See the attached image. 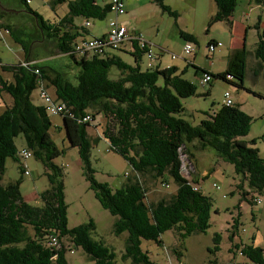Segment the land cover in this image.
<instances>
[{
    "label": "trees",
    "instance_id": "obj_1",
    "mask_svg": "<svg viewBox=\"0 0 264 264\" xmlns=\"http://www.w3.org/2000/svg\"><path fill=\"white\" fill-rule=\"evenodd\" d=\"M19 1L33 15L46 41L54 43L58 52L67 55L77 66V72L71 67L66 74L30 59L25 60L28 65H21V60L16 64L0 65L2 71L11 76L7 79L0 75V99L3 93L11 97L10 104H6L0 113V179L8 157L19 161L15 139L22 135L23 148L31 151L32 156L42 163L49 182V187L38 195L40 206L25 200L19 180L0 183V264H70L66 252L72 250L71 246L81 248L94 264H116L114 250L92 236L96 228L92 219L71 228L67 225L62 171L54 162L62 150L51 138L52 121L45 105L32 100L33 91L41 87L64 106L59 115L62 116L66 138L77 148L83 175L95 198L116 217L113 232L127 234L121 256L123 260L130 259L132 264H158L143 250L142 240L162 245L161 234L167 230H174L180 238H185L209 228L211 198L196 185L197 178L189 180L182 174L183 169L193 165L187 163L184 167L181 153L188 152L189 157H194L189 144L195 140L200 143L201 150L211 147L220 158L233 165L240 178L236 184L240 201L252 203L251 191L263 192L264 157L259 155L257 148L240 138L249 131L250 115L234 103H223L210 113L204 112L205 118L196 125L177 117L176 114L183 111L180 99L194 95L196 86L184 78V70L179 72L176 66L142 68L143 54L147 56L151 51L146 40L144 46L133 38L117 47L104 45L101 52L77 47L80 41L86 40L81 31L86 28L76 25L73 19H104L111 12L109 2L52 0L53 6L66 4L67 13L56 22L47 23L28 3ZM236 1L214 0L217 10L211 22L222 21L230 25ZM254 1L264 4V0ZM154 2L162 10L174 14L163 0ZM105 33L93 38H103ZM180 34L186 39H194L191 34L182 31ZM19 42L22 43L21 39ZM212 42L217 41L211 40L208 45ZM126 44L130 46L128 52L134 58V65L109 52L108 48L126 52ZM23 47L27 49L24 44ZM153 55L154 60V52ZM253 55L264 64V29L258 33ZM176 56L172 55V58ZM246 61L245 48L234 49L228 56L226 70L214 76L243 87ZM228 74L232 76L231 80L227 79ZM89 109H95V113H89ZM86 115L90 119H85ZM97 117L105 119V126L102 132L91 135L89 127L101 123L92 125ZM101 137L134 172L114 190L106 182L96 180L90 166V148ZM20 171L23 173L22 166ZM145 177L156 179L163 185H168L170 178L176 189L168 197L146 201ZM238 225L239 218L236 217L232 228L236 230ZM220 237L219 233L215 234L214 251L219 249ZM234 247L252 264L264 263L263 249L259 246L235 244ZM175 252L178 257L182 255L178 248Z\"/></svg>",
    "mask_w": 264,
    "mask_h": 264
},
{
    "label": "rangeland",
    "instance_id": "obj_2",
    "mask_svg": "<svg viewBox=\"0 0 264 264\" xmlns=\"http://www.w3.org/2000/svg\"><path fill=\"white\" fill-rule=\"evenodd\" d=\"M0 1L2 7L6 8L1 11L3 19L20 30L22 43L28 48V54L36 58L41 65L50 66L66 74L73 67L75 73L77 72V66L72 60L65 54L58 55L54 43L46 41L37 32L33 16L26 12L25 5L19 0ZM98 1L104 3L108 0ZM163 4L167 5L174 14L162 10L154 0L141 2L128 0L125 13L119 16L118 20L125 23L129 31L141 34L142 38L151 45L156 56L154 60H149L146 54H143L141 67L179 64V72L184 70L183 77L195 84L196 91L194 95L180 99L183 111L176 116L188 120L192 125L198 124L202 118H205L204 112L210 113L223 104L224 92H230L234 104L252 117L248 133L240 138L249 146L257 148L259 155L264 157V64L256 60L253 55L258 33L264 29V4H258L254 0H237L230 16V25L222 21L211 22L217 10L214 0H163ZM29 7L49 21H57L67 13L66 4L52 7V0H30ZM112 16L108 13L104 19L90 18L89 25L85 26L86 30L81 31L89 37L101 35L106 31ZM76 18L77 24L83 21L82 17ZM180 31L193 35L194 39L184 38ZM211 40L222 42V46L213 54L209 53L207 47ZM22 43L14 41L11 37H7L6 40L0 37L2 64H16L21 59L26 53ZM185 44L191 45V51L184 50ZM241 48L247 51L243 87L214 76L226 70L228 56L233 49ZM108 49L125 62L135 64L129 52ZM172 55L177 56L172 58ZM256 61L262 65V68L253 71ZM0 71L3 77L11 78L8 72ZM204 71L211 74L212 80L203 85L200 79ZM32 97L33 102L43 103L38 97V90L33 91ZM10 102L11 97L3 93L0 99V113ZM94 110L89 109L88 112L93 114ZM48 114L52 121L49 130L51 138L62 150L54 158V162L62 171L68 227L92 219L96 226L92 236L102 240L114 250L116 264H132L130 259L123 260L121 257L125 250L127 234L123 232L116 235L113 232L116 217L99 204L94 192L89 188V183L83 175L77 148L71 146L66 138L62 116ZM98 122L101 123L97 127H89L91 135H97L98 131L102 132L105 119L97 117L92 125ZM15 144L19 151L23 149L25 144L22 135L15 139ZM189 149L194 157H189L188 152H182L181 158L184 167L187 163L193 165L187 167L191 175H188L184 169L182 174L189 180L197 178L196 185L211 198L210 226L205 232L192 233L185 238H180L174 230H167L161 234L162 245L154 241L142 240L143 250L147 251L150 259L158 264H249L250 260L234 247L235 244L259 246L263 249L264 257V190L262 193L251 191L249 198L252 203L249 200L240 201V193L236 188L240 178L235 173L233 165L220 158L211 147L201 150L197 140L189 144ZM89 159L95 179L106 182L113 190L119 188L126 181L127 176L134 175L129 163L119 153L110 150L107 141L102 137L90 148ZM24 164L27 173L20 171V166L23 168ZM45 171V167L34 156L26 160L19 156V161L8 157L0 183L19 180L20 191L25 200L40 206L38 195L49 187ZM145 180L146 201L149 202L168 197L176 189V184L170 178L168 185H163L149 177H145ZM257 200L259 202L256 203ZM236 217L239 218V225L235 230L232 225ZM216 233L221 237L219 249L214 251ZM64 243L69 244L67 240ZM71 247L72 250L66 252V259L70 264H94L81 248ZM175 248L182 251L180 257L175 252Z\"/></svg>",
    "mask_w": 264,
    "mask_h": 264
},
{
    "label": "built area",
    "instance_id": "obj_3",
    "mask_svg": "<svg viewBox=\"0 0 264 264\" xmlns=\"http://www.w3.org/2000/svg\"><path fill=\"white\" fill-rule=\"evenodd\" d=\"M26 3H29L30 0H24ZM124 1L125 0H109V10L115 14V16H118L124 12ZM140 1V0H136ZM86 25L89 24L88 21L85 22ZM137 39L139 41L140 46L145 45V40L141 37V35L136 34V33H130L128 29L126 28V25L119 22L116 18L112 19L109 21L107 30L105 33V36L103 38H92V39H86L82 40L77 44V47L79 49L81 48H87L94 50L96 52H101L102 47L104 45H111L113 47H117L120 43L127 39ZM222 43L217 41V42H212L208 47L209 53L213 54L215 49L218 47H221ZM192 47L190 44L185 45V51H191ZM147 57L149 60H153L154 55L152 51H148ZM28 62L25 60H21V65H28ZM227 79H232V76L230 74L227 75ZM212 80V76L210 73L204 72L201 76L200 82L201 84H206L209 83ZM38 97L43 101L45 105V109L48 113H51L52 115L59 114L60 111L64 109V106L52 99L51 96H49V93L47 90H45L43 87L38 89ZM223 103L225 105H232V99L230 96V92L225 91L223 94ZM85 119H90L89 115L85 116ZM19 155L23 160H26L27 158L31 157V151L28 149L23 148L21 151H19ZM26 164L23 166V172L27 173V170L25 169ZM186 172L188 173L187 167ZM259 202V201H257ZM54 242V238L52 239ZM252 264V263H249Z\"/></svg>",
    "mask_w": 264,
    "mask_h": 264
},
{
    "label": "crops",
    "instance_id": "obj_4",
    "mask_svg": "<svg viewBox=\"0 0 264 264\" xmlns=\"http://www.w3.org/2000/svg\"><path fill=\"white\" fill-rule=\"evenodd\" d=\"M128 0H125L124 1V12L123 13H125V6H126V2H127ZM130 1H133V2H141L142 0H140V1H136V0H130ZM97 2L98 3H100V4H102V2H99L98 0H97ZM109 2V0L107 1V2H104V3H108ZM29 4H30V1H29V3H28V6H29ZM57 5H61V4H57ZM56 6V5H55ZM55 6H53L52 5V7H55ZM3 10H6V8L5 7H2V5H1V1H0V37H2V38H4L5 40L7 39V37H11V38H13V40L14 41H16V42H19V39H21V41H22V37L20 36L22 33L20 32V30L16 27V26H14V25H12V24H10V22H8V21H6V20H4L3 19V17H2V12L1 11H3ZM26 12H28V11H26ZM37 12V11H36ZM29 13V12H28ZM38 13V12H37ZM113 16H112V18H110L109 20H111V19H114V18H116L117 20L119 19V16H121L122 14H120V15H118V16H115V14L113 13V12H110ZM29 14H31V13H29ZM40 14V13H39ZM32 15V14H31ZM41 15V14H40ZM65 14H63L62 16H64ZM33 16V15H32ZM61 16V17H62ZM60 17V18H61ZM43 18V17H42ZM59 18V19H60ZM33 19H34V17H33ZM44 19V18H43ZM45 20V19H44ZM76 20H77V18L75 17L74 19H73V22L76 24V25H78V26H81V25H83V26H88V25H86L85 24V22H86V20H84V18H83V21L81 22V23H79V24H77L76 23ZM47 21V23H53V22H56V21H49V20H46ZM119 21V20H118ZM34 22H35V19H34ZM109 22V21H108ZM120 22V21H119ZM121 23H123V22H121ZM35 24H36V22H35ZM123 24H125V23H123ZM36 27H37V32L38 33H40V35H42V33H41V30L38 28V26H37V24H36ZM86 28V27H85ZM105 33V32H104ZM138 34H140V33H138ZM36 35H38V34H36ZM102 35V34H101ZM101 35H98V36H101ZM141 35V34H140ZM98 36H84V38L85 39H89V38H93V37H98ZM42 37H43V35H42ZM43 39V38H42ZM49 42V41H48ZM125 46H127V47H125L124 48V50H127L126 52H128V50H130V46H129V44L127 45H125ZM27 48V47H26ZM150 48H151V45H150ZM217 49V48H216ZM215 49V50H216ZM234 50V49H233ZM151 51H152V48H151ZM25 52L26 53H24V55L21 57V59L20 60H27V59H30V60H32V61H35V62H37L38 64H40L38 61H37V59L36 58H34L33 56H31L30 54H28V48L25 50ZM153 52V51H152ZM215 52V51H214ZM60 54H62V53H60V52H58V55H60ZM19 60V61H20ZM161 62H162V60H161ZM2 64V60L0 59V65ZM41 65V64H40ZM170 65H173V66H176L177 68H179V64H170ZM169 64H166L165 66H163V67H167V66H170ZM259 65V66H258ZM161 67V66H160ZM246 68H247V64H246ZM258 68H262V65L259 63V62H255V65H254V67H253V71L254 70H257ZM0 70H2L1 69V66H0ZM179 70V69H178ZM0 75H2V73H1V71H0ZM234 103V102H233ZM63 123V122H62Z\"/></svg>",
    "mask_w": 264,
    "mask_h": 264
},
{
    "label": "clouds",
    "instance_id": "obj_5",
    "mask_svg": "<svg viewBox=\"0 0 264 264\" xmlns=\"http://www.w3.org/2000/svg\"><path fill=\"white\" fill-rule=\"evenodd\" d=\"M233 102V101H232ZM249 263H251V262H249Z\"/></svg>",
    "mask_w": 264,
    "mask_h": 264
}]
</instances>
